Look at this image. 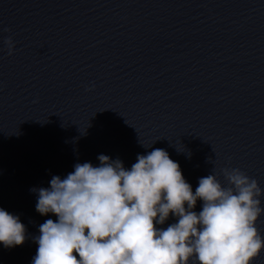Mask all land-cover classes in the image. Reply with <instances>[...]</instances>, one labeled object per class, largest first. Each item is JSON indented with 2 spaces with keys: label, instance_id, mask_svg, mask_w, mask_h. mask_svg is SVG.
I'll return each mask as SVG.
<instances>
[{
  "label": "water",
  "instance_id": "water-1",
  "mask_svg": "<svg viewBox=\"0 0 264 264\" xmlns=\"http://www.w3.org/2000/svg\"><path fill=\"white\" fill-rule=\"evenodd\" d=\"M156 148L193 192L210 174L230 186L225 168L264 190V0H0V208L26 227L0 264H32L58 220L33 188Z\"/></svg>",
  "mask_w": 264,
  "mask_h": 264
},
{
  "label": "clouds",
  "instance_id": "clouds-1",
  "mask_svg": "<svg viewBox=\"0 0 264 264\" xmlns=\"http://www.w3.org/2000/svg\"><path fill=\"white\" fill-rule=\"evenodd\" d=\"M6 43L12 54L11 37ZM98 160L32 189L36 211L58 217L39 225L32 264H253L264 251L257 227L264 190L241 169L222 170L228 187L210 174L193 192L164 149L138 155L131 169L107 155ZM170 215L177 222L157 228ZM25 240L20 217L0 208V243L11 248Z\"/></svg>",
  "mask_w": 264,
  "mask_h": 264
}]
</instances>
